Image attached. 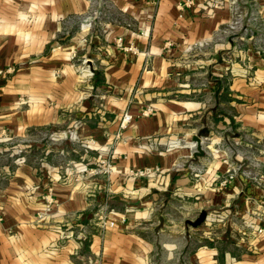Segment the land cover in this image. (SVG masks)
Masks as SVG:
<instances>
[{
    "label": "crops",
    "instance_id": "1",
    "mask_svg": "<svg viewBox=\"0 0 264 264\" xmlns=\"http://www.w3.org/2000/svg\"><path fill=\"white\" fill-rule=\"evenodd\" d=\"M208 2L0 0V68H12L0 76V136L54 132L65 154L12 159V174L0 173V264H264V232L254 230L264 228V155L263 174H229L206 137L227 118L264 137V65L255 58L251 77L223 76L222 50L237 48L230 6L244 0ZM125 111L132 120L114 136ZM99 147L112 155L108 181H59ZM145 167L158 171L135 174ZM49 192L58 217L37 220ZM99 201L125 221L102 225Z\"/></svg>",
    "mask_w": 264,
    "mask_h": 264
},
{
    "label": "rangeland",
    "instance_id": "2",
    "mask_svg": "<svg viewBox=\"0 0 264 264\" xmlns=\"http://www.w3.org/2000/svg\"><path fill=\"white\" fill-rule=\"evenodd\" d=\"M230 8L232 17L225 28L229 32V40L233 41L237 48H234L235 50H222L225 63L227 66L231 65V67L224 71L225 74L223 76L228 78L234 76L242 78L251 77L253 69L252 63L255 58L259 59L260 63L264 65V6H259L258 8L257 4L254 3L252 5L250 1L244 0L242 4L233 3ZM230 36L232 37L230 38ZM252 46L254 48H251ZM251 50L254 52H251ZM230 101L231 100H226L223 102L224 108L227 109L228 114H234L229 105ZM257 113L264 114V103L259 106ZM241 121L227 118L226 121H222V125H220L221 128L213 127L214 132L206 136L208 137L207 141L213 140L217 142L214 148L230 161L229 174L235 172H246L249 175L255 173L261 174L263 167L262 165L256 164L255 159L258 156L264 155V137L262 135L257 136L255 128L245 123L243 124V121ZM261 124H263V122H261ZM3 136L4 135L0 136V173L2 174L3 172L5 177L12 174V159L20 162L23 160L26 161L29 155L32 158L38 159L43 155L47 156L49 154H51L55 161L64 158L65 154L63 150L60 149L61 142L63 141L57 140L58 136L55 135L54 132H46L45 134L37 136L35 142L28 138L8 139ZM65 136H67V134ZM114 136H117V133ZM82 140L85 141V138ZM51 141L53 143H51ZM33 143L36 145H33ZM81 146L84 149H92L94 145L91 147ZM70 150L75 152V150ZM95 151L97 154H95V161L91 162L92 164L88 162L78 166L74 165L73 162L67 163L64 167L72 178L67 174V181L66 179L59 181L63 183L67 182L68 184H71L72 181L82 184L86 181L90 182L92 179L97 181L99 178L108 181L112 168L110 159L112 155L109 154L104 156L103 150L100 147ZM88 152H90V150H88ZM89 155L92 156V154ZM94 195H96V193H94ZM91 197L92 199H97L96 196ZM39 199L41 206L35 211V218L37 220L58 217V214L52 211V206L55 203L52 193H42ZM49 199H51V201H49ZM107 204V201H99V206L94 214L97 215V220L101 221L102 225L110 220L124 222L125 218L123 216L115 218L112 216V213L110 214ZM47 208L50 209L47 210ZM209 212L213 213V210H209Z\"/></svg>",
    "mask_w": 264,
    "mask_h": 264
},
{
    "label": "built area",
    "instance_id": "3",
    "mask_svg": "<svg viewBox=\"0 0 264 264\" xmlns=\"http://www.w3.org/2000/svg\"><path fill=\"white\" fill-rule=\"evenodd\" d=\"M213 2H216V0H213ZM213 2H208L207 5H211ZM177 6H181V4L178 3ZM115 44H116L117 47H119L122 50H133V52H136V48H132L133 46H131V45H128L127 46V45H124L123 44L122 37H119L118 36L115 39ZM11 70H12L11 67H8V68H0V76H4V75L10 73ZM149 111H151L150 108L147 109V110H144L143 111V114H146ZM132 117H133L132 114L129 113V112H127V111H125V112L122 113L121 120H120V124H119V132H117V137L120 135V131L122 129H124L131 122ZM64 134L66 135L67 133L64 132ZM73 137H75L74 134H73ZM80 143L83 146L91 147V146H93L95 144V140L93 138H88V139H85V141L82 140ZM155 171H158V168L151 169L149 167H145V168H143L141 170H137L135 172V174H138V175H149V174L154 173ZM232 177H233V175H229L228 176V178H232ZM224 182H226V179L223 180V183ZM49 201H51V199H49ZM49 209L50 208H47V210H49ZM1 219H2V216H0V221H1ZM103 225L104 226H107V227H112V226L115 225V221L114 220L106 221ZM254 230L256 231V233H262V232H264V228L263 227H260V226H256V228Z\"/></svg>",
    "mask_w": 264,
    "mask_h": 264
},
{
    "label": "water",
    "instance_id": "4",
    "mask_svg": "<svg viewBox=\"0 0 264 264\" xmlns=\"http://www.w3.org/2000/svg\"><path fill=\"white\" fill-rule=\"evenodd\" d=\"M193 140L196 142V149H195V152L193 155L195 157L202 156L203 155V148L201 146L200 138L197 136H194ZM205 216H206L205 212L201 211L199 216L194 221H189V224H191L192 226H197L205 219Z\"/></svg>",
    "mask_w": 264,
    "mask_h": 264
}]
</instances>
